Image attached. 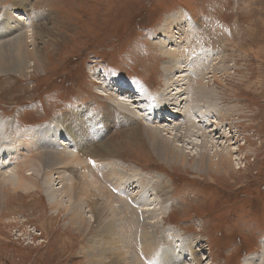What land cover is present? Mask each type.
I'll list each match as a JSON object with an SVG mask.
<instances>
[{"label": "rangeland", "instance_id": "374dc122", "mask_svg": "<svg viewBox=\"0 0 264 264\" xmlns=\"http://www.w3.org/2000/svg\"><path fill=\"white\" fill-rule=\"evenodd\" d=\"M7 8L31 18L19 28L14 18L8 24L17 28L13 34L34 31L26 40L35 41L45 63L25 77L0 75V138H17L20 132L48 134L44 126L51 122L57 131L56 122L69 125L68 117L80 116L86 130L94 125L99 141L106 132L101 142L115 146L109 159L128 175L109 176L107 185L122 182L140 198L134 185L142 181L150 189L143 203L152 207L143 214L153 216L156 209L163 217L155 218V239L130 222L129 212L140 213L145 205L126 208L121 197L103 188L100 175L90 177L89 164L95 159L87 155L91 144L83 143L85 153L75 156L84 159L83 166L57 164L49 168L51 174L47 170L27 176L26 187L17 189H12L9 176L0 174V264H246L247 259L264 264V0H0V16ZM169 48L181 66L173 72L163 65ZM180 74L182 93L193 96L198 114L211 121L215 140L222 141L216 147L231 150L234 171L228 175L197 171L195 144L184 145L185 165L157 156L140 133L141 119L127 124V119L116 124L109 119L105 124L114 94L95 78L128 87L135 97L131 101H137L127 103L137 118L165 88L180 89L177 80L167 81ZM205 84L215 90L213 95ZM125 95L130 98L127 93L121 97ZM37 126L42 127L33 128ZM71 138L63 140L76 151V137ZM47 144L54 154L65 147ZM210 147L208 154L216 160V148ZM34 149H20L21 158L14 161L23 167L40 150ZM10 156L15 154L4 157L0 169L11 165L16 171ZM59 170L66 172L64 183L75 187L78 208L67 197L65 202L52 198L57 206L49 203L44 192L61 185L55 175ZM157 179L163 189L159 198L150 187ZM77 214L80 218L70 223ZM143 239L150 246L145 255L140 250ZM185 239L190 242L184 250L180 244L176 248Z\"/></svg>", "mask_w": 264, "mask_h": 264}, {"label": "bare ground", "instance_id": "6f19581e", "mask_svg": "<svg viewBox=\"0 0 264 264\" xmlns=\"http://www.w3.org/2000/svg\"><path fill=\"white\" fill-rule=\"evenodd\" d=\"M3 11H4L3 12L4 16H0V22H1L0 25L3 26V28H1L0 26V75L12 73L20 77H25L27 74L26 72L31 70V68L41 69L44 66L45 60L38 53L35 41L32 39L30 41L26 40L29 35L33 36L34 31H31L29 33L27 31L26 32L21 31L16 34L12 33L13 29L19 28L20 25L23 24L24 22H25L24 24L27 25L26 21L31 20V18H29V16L23 13H19V12H17L18 14L15 12L13 13V11L9 10L8 8L7 10L4 9ZM10 18H14L15 20L18 21L19 26H17V28L15 27V25L12 26L8 24V21ZM42 34L44 33L42 32ZM34 37H40V35L34 36ZM28 41L31 44H28ZM165 55H167V58H169V60H167L163 64L165 70H167L168 72H173V70H177L178 67L179 68L181 67L180 65H177L174 62V60H172L173 59V49L171 48L167 49L165 52ZM170 60L172 61L171 63H170ZM184 70L186 71L187 69L184 68ZM98 71L99 73H101V70H98ZM166 75H169V74L166 73ZM183 76L182 74H180L177 76V78H174V79L168 76L167 81L169 82L170 80H173V81L177 80L178 81L177 85H179L178 88H180L182 84L181 83L182 78L180 77H183ZM97 78L94 79L96 83H100L102 88H106L105 86H107L108 87L107 90L112 91L114 94L110 96L109 98V100L112 101V104L110 105H112L113 108H111L110 106V110L107 114V117H105L106 119L105 124L109 123V119L111 122L115 124L116 122L118 121L122 122L125 119H127V121H125L126 124L130 120H134V119L140 120L141 119V121H139L140 133L147 140L151 148L154 149L153 151L157 156H160L161 158L169 160V162H177L178 164L180 163L181 165H185L187 163L186 162L187 155H186V151H184V145L185 144L186 145L195 144L199 148V151L196 148L197 152L195 153L196 156L194 158L195 161L193 164L197 171L207 169V170L214 171L215 173H222V174H227V175L231 171L232 172L234 171V167L231 163V156H230L231 150H227L226 148L219 149L216 147V146H220L222 141L219 142V140L218 141L215 140L216 133H213V131H216V130L212 129V124L210 123L211 121L207 120L208 118L205 119L206 117L204 118L198 114L197 110L195 109L196 104H194L196 102H193V96L191 94H189L188 92L182 93L181 88L178 90L174 89L175 91L172 89L173 92H171L170 88H165L162 91L164 95L160 96L159 94L158 96H155L154 100H151L149 102V106H148L149 109L147 110V113L144 112L145 114H142L141 117L137 116L136 118L134 108L129 103H127V101H130L131 104H135L136 103L135 101L137 100L131 101L132 99H135V97H133V94L131 93V91H129L128 87H122V89H120V86H122V84L116 87L113 84H111L110 86V83L98 81ZM213 80L215 81V79ZM202 85L203 83H201L200 85V88H199L200 92L202 91V88H203ZM206 85L207 84H205L204 89L206 91H210V95H213V92L215 90L212 87L211 88L206 87ZM211 90H214V91H211ZM123 93H127L128 96H130V98L127 97L126 95L121 97ZM195 94L198 95L197 100H200L201 95L198 92H196ZM123 98H126V100ZM147 98L149 99V97ZM138 102H140V100ZM118 111L120 114L118 113ZM80 114H83L85 118L87 116V112L86 113L81 112ZM87 117L96 118V117H91V116H87ZM67 119L69 120L68 122L69 125H66L65 122H62L61 120L63 119L61 120L56 119L58 122L61 121L58 124L56 122V126L58 128L57 131L52 127V122L48 126L47 125L44 126L45 124H43L42 126H44L46 130L50 131V133L48 134L46 132H42V133L40 132L38 134H34L35 132H33L34 135H31V134H28V132H22V133L20 132L19 135H17L18 136L17 138H14V136H12L14 139L12 137H10V140L4 138L6 140L4 141L3 139L0 138V168H2V166L5 165L4 157L9 155L11 152L15 154V157L10 156L9 158L12 159L13 161L12 164H16L15 165L17 168L16 171L14 170L15 168H9L11 165L6 166L7 168L4 167L3 169H0L1 170L0 174L2 175V177L9 176V179L11 180L10 185L13 186L12 189H15V188L17 189L18 187H21V186L26 187V184H23V183L28 180L27 176L36 174L39 171H41L42 173L43 171L46 172L47 170H49V168H54L57 164L62 165V163L67 162L68 164L75 163V164H78V166H83L84 159L81 157H75V156L85 153V151L81 147L83 143H90L91 147L86 150L88 152L87 155L90 156V158L95 159V161H90V164H89L90 172H91L90 177L91 175H93L94 179L96 180L95 176L100 175L103 178V185H102L103 188L106 189L107 192L112 191L111 193L109 192L112 197H116V196H119V198L121 197L123 201L122 203H124L126 208L128 209H133L137 207L139 203L141 202L143 203L145 202L146 199L150 198L149 197L150 189H148V185H143L142 181L140 182V184L142 185L140 184L134 185V188H137V194L140 195V198H135L134 195H131L132 193H130L131 191L129 190V188L126 189L125 185L122 186V182H119V181L111 182L112 185L108 186L107 184H108L109 176L123 175L126 177V179H128V175L118 172L119 171L118 163L109 159L112 156V151H113L112 148L115 146H113L112 142L110 141L101 142L103 141L102 138L106 132L101 133V140L99 141L98 139L100 135L98 131H95L93 129L94 125L92 126L91 130L89 131L86 130L85 123L80 116H71V117H68ZM89 122H92L93 124L96 123V121H93V120ZM98 125L99 127H101L100 122ZM167 125L168 127H166ZM42 126H37L33 128L37 129ZM61 128H69L70 131L61 130ZM103 128L104 126H102V129ZM62 131H65L68 137H65V135L63 136ZM107 131H108V127H107ZM5 135L7 136L6 133ZM44 135L49 136V138L47 139L46 136ZM224 136H228V134ZM71 137H74V138L76 137V142H77L76 151H72L69 146L66 147L67 142L63 140L66 138L67 139L70 138L72 140ZM192 137H198L199 141H196L195 143H193ZM19 138L22 141H20ZM46 140H48L49 142H47ZM177 140H181L180 144L176 143ZM44 141H46L48 144ZM98 141L101 142V144H99V146L97 147L94 144L97 145ZM54 143H56L57 149L59 148V145H62V146L64 145L65 147H62V149L59 150V153L56 152L57 154H54L55 152L54 153L51 152L52 149L50 150L49 148H46V144L49 146H54ZM70 143L71 142H69V144ZM20 144H22V147L20 149H23L25 151L37 150V149H34L35 147L38 149L40 148L38 153L35 154L33 158L29 159L24 164L23 167L21 164L19 163L17 164L14 161L15 158H21L20 155L22 153H18L20 149L19 150L17 149V146ZM87 146L88 145H86V147ZM210 146L216 148L212 155L217 158L216 160H211V156H209L208 154V147ZM22 157H25V156H22ZM35 159H37V161L39 162L40 167L36 165L34 161ZM62 166H59V167H62ZM55 170L54 172H56ZM63 171L59 170L60 173L57 172L58 174H55L57 176L56 178L59 179V182L61 185L55 188H52L49 191H46L44 193L46 194L51 206L59 205V203L53 202L52 198L56 197L58 198L59 201L65 202L64 198L67 197L68 204L71 203L70 206L72 208L75 206L78 208V206L80 205L76 202V200L78 201V199L74 195L75 187H73L72 184L69 186V183L67 185L68 181L66 182V184L64 183V180L66 181L65 176H64L66 172L63 174L62 173ZM48 178L50 179L51 176ZM85 180H88V179H85ZM88 181L90 182V180ZM96 183H99V181H96ZM160 183H162L161 179H157L156 183L154 182L150 186L152 188L151 189L152 193L158 198L161 197L163 194V189L162 187L159 186ZM113 186L115 188H113ZM122 195H124L125 197H122ZM149 203L151 204V202ZM149 203L147 202L143 203L145 207L141 209L140 213H137V212L134 213L135 211L134 212L132 211V214L131 212H129L130 214H128V216H130V222L132 221L135 224H137L136 225L137 227L141 226L142 232H144L143 230L147 231V234L150 236L149 238L155 239L156 234L153 233V230L156 228V226L158 227V225L155 222V218H158V217L161 218L163 216L159 213V211H156V209L154 212H152L153 216L150 215L151 213L143 214V212L146 213V210L148 211L150 210V208H152V207H147ZM119 205H120V202H119ZM119 205L117 204L118 207H121ZM154 206H156V204H154ZM118 210L122 211L123 209H118ZM79 218H80V215L77 214V215L71 216L68 220L70 223H74ZM143 242H147V241H145L144 239L142 240V245H141L140 250H141V253L145 255L149 251L150 246H144ZM188 242L185 239L181 242H176L175 246L176 248H178L180 244L179 249L183 248L184 250V247L188 245ZM160 254L161 253H159V255ZM247 260H245L246 264H249ZM93 264H101V262L99 260L98 261L94 260ZM111 264H117V263H111Z\"/></svg>", "mask_w": 264, "mask_h": 264}, {"label": "trees", "instance_id": "16d2710c", "mask_svg": "<svg viewBox=\"0 0 264 264\" xmlns=\"http://www.w3.org/2000/svg\"><path fill=\"white\" fill-rule=\"evenodd\" d=\"M262 187H263V185H262Z\"/></svg>", "mask_w": 264, "mask_h": 264}]
</instances>
